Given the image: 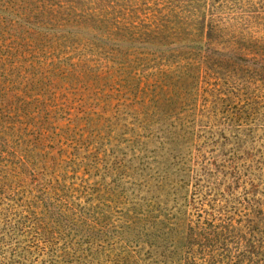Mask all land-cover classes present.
Returning <instances> with one entry per match:
<instances>
[{"label": "rangeland", "instance_id": "1", "mask_svg": "<svg viewBox=\"0 0 264 264\" xmlns=\"http://www.w3.org/2000/svg\"><path fill=\"white\" fill-rule=\"evenodd\" d=\"M0 4V56L15 88L33 84L25 97L57 119L55 130L6 138L38 149L22 188L57 176L62 210L51 222L0 211V264H227L220 243L213 261L174 255L178 219L196 214L237 220L245 230L224 250H245L252 240L237 235L264 218V0ZM156 10L175 24L203 14L215 28L209 50L173 47L174 34L151 22ZM124 12L166 46L118 41Z\"/></svg>", "mask_w": 264, "mask_h": 264}, {"label": "trees", "instance_id": "2", "mask_svg": "<svg viewBox=\"0 0 264 264\" xmlns=\"http://www.w3.org/2000/svg\"><path fill=\"white\" fill-rule=\"evenodd\" d=\"M0 2H4L6 6H9L13 3V0H0ZM3 7L0 4V11L3 10ZM156 12L151 22L155 25L159 35L174 34L172 43L177 50L189 52L190 54L209 50L213 39L210 35L215 31V28L213 24L206 23L203 14V20L196 14L191 13L185 19L178 17L181 22L175 24L171 20L163 21L164 18H169L170 15L162 13L160 10H156ZM125 13H123L124 17L128 18H124V20L128 22L120 23L116 20L117 29L123 35L118 38V41L139 45H154L155 43L165 42L161 38H155L157 35L155 29H146L143 25L135 26L133 25L134 22H129L135 14L126 16ZM6 17V15H0V23H5L7 21ZM167 22L170 23L165 24ZM158 45L161 47L166 46L163 44ZM3 59L0 56V198L8 200L10 203L2 207L0 200V211L49 215V222H51L62 212L61 209L54 212V209L61 207V201L54 198L56 193L59 192L60 179L57 176H49V178H53L49 180L38 178L30 183L32 185L30 189L22 188L24 182H21V179L22 177L26 178L27 174H32V170L27 168L32 165L33 158L38 155V149L32 145L23 146L24 140L21 139L13 145L6 136L11 132L9 130H46L47 127H50V130H55L54 126L57 119L55 116L50 115V111L44 102L38 98L25 97L26 93L32 92L33 84H29L23 91L15 88L16 82L13 80L15 77L8 73V69L5 67L8 61ZM18 154L20 157L17 156ZM13 157H16L15 161L8 162L7 158ZM257 219L256 223L247 221V229L249 228V230L244 233H248V237L247 235H237L239 240L252 241H248L245 250L232 255L229 250H224V248H227L225 243L231 240L229 234L240 233L242 235L243 230H245L242 225L238 227L239 222L237 220H223L212 214H206L205 217L196 214L195 220L181 216L178 219L176 230H173L171 234L174 255L180 258L184 255L189 257L197 254L204 262L213 261L214 255H217L215 247L220 246L218 244L220 243L227 264H264V245L255 244L257 241L255 239L258 236L256 231H259V229L264 230V218L259 217ZM93 221L95 223V220ZM215 221L219 222L215 223ZM5 225L8 224L5 223ZM45 229L43 226L40 233H43ZM203 230H208L210 233H202ZM259 238L264 240V236ZM46 245H52L51 241L45 243L42 251H44ZM53 245L55 246V244Z\"/></svg>", "mask_w": 264, "mask_h": 264}]
</instances>
